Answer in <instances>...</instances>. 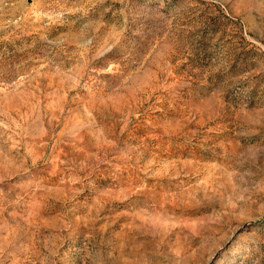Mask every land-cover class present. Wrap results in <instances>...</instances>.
Listing matches in <instances>:
<instances>
[{
	"label": "rangeland",
	"instance_id": "1",
	"mask_svg": "<svg viewBox=\"0 0 264 264\" xmlns=\"http://www.w3.org/2000/svg\"><path fill=\"white\" fill-rule=\"evenodd\" d=\"M0 264H264V0H0Z\"/></svg>",
	"mask_w": 264,
	"mask_h": 264
}]
</instances>
